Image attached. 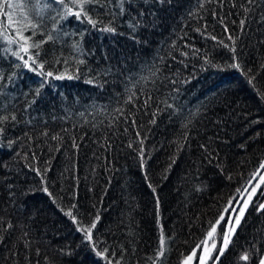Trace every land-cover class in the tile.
I'll use <instances>...</instances> for the list:
<instances>
[{"label":"trees","instance_id":"obj_1","mask_svg":"<svg viewBox=\"0 0 264 264\" xmlns=\"http://www.w3.org/2000/svg\"><path fill=\"white\" fill-rule=\"evenodd\" d=\"M125 7L115 17L118 9L93 8L103 22L96 28L63 22L68 35L44 44L40 59L74 78L50 79L39 94L41 77L0 44V115L17 118L0 133V264H106L64 214L70 209L85 225L100 216L94 239L113 261L152 264L163 234V264H180L211 223L228 217L229 200L264 160V0ZM109 21L115 33L99 30ZM65 58L67 65L55 62ZM126 86L135 93L130 103ZM262 201L264 185L219 264H245V252L258 264Z\"/></svg>","mask_w":264,"mask_h":264},{"label":"snow or ice","instance_id":"obj_2","mask_svg":"<svg viewBox=\"0 0 264 264\" xmlns=\"http://www.w3.org/2000/svg\"><path fill=\"white\" fill-rule=\"evenodd\" d=\"M158 2L163 3L164 0H158ZM126 3H130V0H0V44L6 45V47L3 48V53L18 60L20 62V65L18 66L27 68L30 72H34L37 76L41 77L40 85L37 89V94H39L40 89L48 84L50 79L62 80L65 78H74L72 74L68 73L67 67H65L63 72H54L46 68L47 61L40 59L41 50L44 44L61 41L63 36L68 35V33L63 32V22L67 21L70 17H75L77 22H86L88 25L96 28L98 24L103 22L92 15L93 8H102L106 13L110 12V9L112 8L118 9V11L110 12V14L115 17L117 15H123L126 12ZM249 3H255V0H249ZM202 6L203 5H201V7ZM140 15L143 16L144 13L141 12ZM47 21L51 22L50 28L46 23ZM142 23L141 20L137 19L134 23H130L129 27L134 30L141 26ZM221 23H223V21H221ZM244 23V20L240 21L242 28ZM99 30L108 33H115L113 21H109ZM225 31H227V28H225ZM29 32L31 35H26V33ZM37 35L42 36L43 39L36 40L35 37ZM212 39H215V37H212ZM228 39L233 40L234 42V38L231 35ZM224 46L229 47L227 44ZM72 48L75 51H80L79 42H74ZM230 50L233 53L236 51L234 47ZM233 59H236L235 55ZM55 62L57 64L61 62L65 65L68 64L66 58L63 59V61L57 59ZM205 62L207 63V61ZM76 63L83 64L84 61L78 60ZM232 67L239 70L240 64L236 63L232 65ZM77 71H79V69H77ZM141 78L147 79V77ZM0 79H3V77L0 76ZM11 79L12 77H9V80ZM253 79L254 78H249L248 83L253 84ZM86 82L94 83L93 80H88ZM126 90L129 91L131 95H129L125 103H130L132 102L135 93L132 92L131 88H127V86ZM169 107H171V105H169ZM116 111L122 112L123 110L118 108ZM16 119L17 118L14 114L10 116L0 115V133L4 131L2 125L9 120L14 122ZM152 122L155 123V120ZM56 138L57 137H53V139ZM9 143L11 144L12 142L10 141ZM140 143L141 149L139 155L141 157V168H143L145 165L143 140H141ZM74 147H76L75 144ZM261 170H264V161H261L259 167L251 174L246 185L242 189L237 188V194L241 198L240 200H235V203L240 205L238 210L237 208L232 207L235 198L230 199L228 207L224 209L225 212H228L229 208H231L232 212L236 213V215L228 218L223 214L220 215L214 223L210 224L209 230L206 232V238L197 244L189 254L183 255L180 264H194V262L195 264H219L221 257L231 243L232 235L236 230V226L240 224L246 209L251 203H253V198L257 195L261 186L264 185V174H261ZM36 174L41 175L39 170H36ZM147 179V174H145V180ZM229 179L231 178L229 177ZM253 181H255V183H253ZM149 187H151V184H149ZM152 190L155 192L154 188ZM43 191L51 196L47 187H45ZM72 207L75 208V205ZM157 208H159V200H157ZM255 210L258 213H264V202L258 203ZM64 214L71 219L74 225H76V230L83 234L84 240L92 247V251L98 258L105 261L106 264H121L120 260L113 261L109 258V250L107 248L99 250L97 247V241L94 239V230L97 228V223L100 220L99 215H96L90 224L85 225L78 220L77 216L73 214L71 209ZM222 221H226L229 227L226 231L218 233L217 226L220 225ZM0 222H2V218H0ZM12 227L13 225L9 222L7 227L3 230L8 231V229ZM218 237L222 239L221 245L217 244ZM198 250H200L199 253ZM165 251L166 240L164 235L161 234L160 247L157 250L152 264H163ZM37 254H39V252ZM239 259L244 261L245 264H248L252 259L251 253L245 252L239 257ZM258 264H264V254L259 256Z\"/></svg>","mask_w":264,"mask_h":264},{"label":"water","instance_id":"obj_3","mask_svg":"<svg viewBox=\"0 0 264 264\" xmlns=\"http://www.w3.org/2000/svg\"><path fill=\"white\" fill-rule=\"evenodd\" d=\"M264 161V160H263ZM264 172V170H261V174ZM253 183H255V181H253ZM245 196H246V194H245ZM241 198H240V196L239 195H237L236 197H235V199H234V201H233V205H232V207H235V208H237V210H238V208H239V204H236L235 203V200H240ZM264 202V201H263ZM236 215V213H234V212H232V210H231V208L229 209V212H228V217H230V216H235ZM227 217V218H228ZM228 227H229V225L227 224V222L225 223V227H224V230L223 231H226L227 229H228ZM233 236V235H232ZM232 240V239H231ZM222 244V239H221V243H220V245ZM223 257V256H222ZM222 257H221V259H222ZM220 259V260H221Z\"/></svg>","mask_w":264,"mask_h":264},{"label":"rangeland","instance_id":"obj_4","mask_svg":"<svg viewBox=\"0 0 264 264\" xmlns=\"http://www.w3.org/2000/svg\"><path fill=\"white\" fill-rule=\"evenodd\" d=\"M263 174H264V173H263ZM217 232H218V226H217ZM220 239H221V238H219V237L217 238V244H218V245H219V243H220Z\"/></svg>","mask_w":264,"mask_h":264}]
</instances>
